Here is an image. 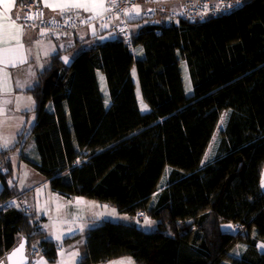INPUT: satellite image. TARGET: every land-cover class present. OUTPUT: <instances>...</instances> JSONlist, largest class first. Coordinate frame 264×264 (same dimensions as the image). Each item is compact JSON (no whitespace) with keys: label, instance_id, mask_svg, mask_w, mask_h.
Returning <instances> with one entry per match:
<instances>
[{"label":"trees","instance_id":"16d2710c","mask_svg":"<svg viewBox=\"0 0 264 264\" xmlns=\"http://www.w3.org/2000/svg\"><path fill=\"white\" fill-rule=\"evenodd\" d=\"M83 44L59 49L24 90L36 120L32 146H21L17 162L59 196L107 202L132 221H142V211L158 227L98 221L78 264L127 257L136 264H264V0H244L202 22L145 23L130 36ZM72 50L79 52L65 65ZM17 147L0 150V261L26 238L30 258L39 250L54 263L59 244L46 241L38 217L14 202L25 196ZM238 245L245 249L234 257Z\"/></svg>","mask_w":264,"mask_h":264},{"label":"crops","instance_id":"0c3cea01","mask_svg":"<svg viewBox=\"0 0 264 264\" xmlns=\"http://www.w3.org/2000/svg\"><path fill=\"white\" fill-rule=\"evenodd\" d=\"M182 1L184 0H136L135 8L129 15L131 32L137 33L147 23V20H145L146 22H141V20L144 19V14L148 10L156 9V18L163 24L173 12L179 10ZM81 2L88 3L89 7H92V0H81ZM109 2L110 0H96L97 7L91 11L73 7L61 12L58 7L55 10L52 7H46L43 0H32L31 3H36L44 9L49 19L57 18L68 11H76L85 17L95 18L97 26L86 27L76 36L67 35L65 38L58 39L42 36L29 30L21 21L24 7H19L17 0H3L0 3V50L13 49L8 53L0 51V60L15 59L18 61L21 56L27 57V62L20 63L16 67L6 66L5 63L0 62V70H6L10 75V80H6L4 87L0 88V146L5 144L3 140L9 141L7 147L0 148H10L14 144L12 140L16 135L14 132H16L18 124L23 121L33 103L35 104L33 98L25 94L24 90L32 88L38 82L40 73L49 67V58L52 55L57 53L59 49L67 50L80 42L90 46L98 41L102 43L110 42L116 36H119L116 32L118 20L104 22ZM48 3L58 5L64 3V0H48ZM100 3L103 4V7H99ZM137 8L139 9L138 12L136 11ZM98 25L100 26L98 27ZM50 39L55 40V42ZM60 39L62 42H58ZM20 43L23 44L22 49L19 46ZM70 52L62 58L65 65H70L76 56L74 52ZM65 58H67V62H65ZM10 128L11 131H8ZM17 166L19 190L21 193H25L22 199L26 200L24 203L26 204V194L35 193L39 187H46L49 184L42 174L27 163L22 162ZM51 193L56 198L60 197L68 200L69 203L73 201V204H76L74 207L81 204L84 206L79 207H86L85 198H65L53 191ZM22 199L14 202L20 203ZM71 206L73 207L72 204ZM73 240L68 239V243H72ZM30 259L32 260V258Z\"/></svg>","mask_w":264,"mask_h":264},{"label":"rangeland","instance_id":"374dc122","mask_svg":"<svg viewBox=\"0 0 264 264\" xmlns=\"http://www.w3.org/2000/svg\"><path fill=\"white\" fill-rule=\"evenodd\" d=\"M53 42L55 40L50 39ZM58 42H62L61 39ZM84 47H88V44H84ZM252 51H255L254 47H251ZM76 55L79 50H72ZM70 52V53H71ZM34 102V101H33ZM35 104L31 106V109L24 116L23 121L18 124L16 135L12 142L14 143L10 148H0V150H9L14 147H17L16 144L19 142V136L22 134L24 139L21 141L20 146L17 147V151L13 153V161L18 168V156L21 151V146L26 142L28 149L32 146V141L28 138L30 135L36 120L35 114ZM226 113L221 117L217 131L211 141L208 152L205 156L204 162H206L210 156V153L214 147L219 131L222 129ZM4 122V121H3ZM12 128V127H11ZM11 128L8 131H11ZM11 141V140H10ZM9 142L3 140V143ZM166 176V175H165ZM51 188L46 185V187H39L35 193L26 194L27 203L23 204L27 209L32 211L38 218L37 221L40 223L41 231L46 233L44 239L46 241L57 242L60 247L58 260L54 263L47 261L41 254L39 250L32 255V264H39V262L46 261L47 264H78L81 258L86 252L87 246V236L88 230L94 228L98 225V221H112L116 223H134L138 225L139 228L146 231H154L158 227V222L155 219L148 218L142 221L130 220V218L118 211L117 207L107 202L94 200V199H85L86 207L82 208L76 204H73V201L69 203L68 200L63 198H56L51 193ZM20 206L18 202L15 203ZM73 205V207L71 206ZM146 221H148L146 223ZM225 230L235 229L234 226H224ZM60 236L62 239L57 240L56 237ZM68 239H74L72 243H68ZM260 250H264V244H259ZM245 249L243 245H238L232 251L234 257H239L242 254V251ZM131 260L132 264H136L133 257H127L120 260H111L99 264H120L121 261H124L127 264V261Z\"/></svg>","mask_w":264,"mask_h":264},{"label":"built area","instance_id":"2783aa9c","mask_svg":"<svg viewBox=\"0 0 264 264\" xmlns=\"http://www.w3.org/2000/svg\"><path fill=\"white\" fill-rule=\"evenodd\" d=\"M135 4L136 0H110L104 22H110L113 17L119 18L121 25L116 28L117 34L121 37L130 36L131 29L128 21ZM243 4L244 0H184L180 3L179 10L173 12L163 24L179 25L183 20L193 23L202 22L210 18L229 15L240 9ZM144 16L149 25L161 24L156 18V9L148 10ZM21 21L29 30L52 38H62L80 32L86 27L97 26L95 18L85 17L76 11H68L57 18L49 19L44 9L36 3L24 6ZM25 202V199L20 200V203ZM136 218L143 220L146 218V213L140 211Z\"/></svg>","mask_w":264,"mask_h":264},{"label":"snow or ice","instance_id":"6c2138e0","mask_svg":"<svg viewBox=\"0 0 264 264\" xmlns=\"http://www.w3.org/2000/svg\"><path fill=\"white\" fill-rule=\"evenodd\" d=\"M2 2H3V0H0V3H2ZM43 2H44L46 7H52L53 10H55L58 7L61 10V12L67 11L69 8H73V7L74 8H83L85 11H91L97 7L96 0H92V7H89L88 3L81 2V0H64V3L58 4V5L49 4L48 0H43ZM99 7H103V4L100 3ZM136 11L138 12L139 9L137 8ZM29 18H33V17H29ZM12 26L16 27L15 25H12ZM13 38H15V37H13ZM19 46L21 49L23 48L22 43H20ZM0 51H3L4 53H8V52L13 51V49H3ZM0 62L5 63L6 66L10 65L12 67H16L20 63L27 62V57L21 56L18 61L15 59H13V60H6L5 59V60H0ZM65 62H67V58H65ZM6 80H10V75L6 72V70H0V88L4 87ZM0 147H7V142H5V144L0 146ZM147 222L148 221H146V223ZM56 239L60 240V239H62V237L57 236ZM22 249H23V246H21L20 249H17V252H21ZM13 255H15V253ZM39 264H47V262L42 260L41 262H39ZM120 264H125V262L121 261ZM127 264H132L130 258L127 261Z\"/></svg>","mask_w":264,"mask_h":264},{"label":"water","instance_id":"95a60500","mask_svg":"<svg viewBox=\"0 0 264 264\" xmlns=\"http://www.w3.org/2000/svg\"><path fill=\"white\" fill-rule=\"evenodd\" d=\"M260 187L262 193L264 194V168L261 175ZM23 246L21 252H17V249H20ZM15 253V255H13ZM30 254L27 249V239L23 238L21 242L10 252L8 253L3 260L0 261V264H30Z\"/></svg>","mask_w":264,"mask_h":264}]
</instances>
